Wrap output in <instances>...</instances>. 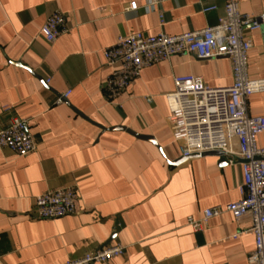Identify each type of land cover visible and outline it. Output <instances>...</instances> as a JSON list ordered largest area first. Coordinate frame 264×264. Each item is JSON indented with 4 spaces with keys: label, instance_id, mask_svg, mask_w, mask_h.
Returning <instances> with one entry per match:
<instances>
[{
    "label": "crops",
    "instance_id": "0c3cea01",
    "mask_svg": "<svg viewBox=\"0 0 264 264\" xmlns=\"http://www.w3.org/2000/svg\"><path fill=\"white\" fill-rule=\"evenodd\" d=\"M131 1L137 8H127ZM238 2L259 24L246 33L248 73L261 78L264 0ZM216 3L205 12L203 0H0V129L17 115L37 146L24 156L0 148V264H61L117 241L125 253L94 264H249L250 214L214 216L201 231L187 224L242 197L240 161L207 154L176 162L168 122L174 76L228 86L230 58L172 55L144 67L114 100L104 92L103 52L119 35L200 29L222 14V0ZM54 12L69 31L49 43L40 28ZM247 110L264 116V92L248 98ZM257 142L264 145V132ZM65 186L77 190L76 211L35 217L34 196Z\"/></svg>",
    "mask_w": 264,
    "mask_h": 264
},
{
    "label": "built area",
    "instance_id": "2783aa9c",
    "mask_svg": "<svg viewBox=\"0 0 264 264\" xmlns=\"http://www.w3.org/2000/svg\"><path fill=\"white\" fill-rule=\"evenodd\" d=\"M162 1L146 0V4L154 6ZM216 1L203 0V11L217 10ZM222 2L223 12L217 22L200 29L178 34L160 31L151 35L135 31L119 35L103 52L110 68L104 92L107 100H114L138 78L144 67L172 55L230 58L233 82L228 86H209L201 76L193 74L174 76V89L166 94L168 122L179 156H201L219 151L228 162L240 161L241 166L242 180L238 189L242 197L225 205L205 208L199 218L189 217L187 224L193 230L201 231L214 216L230 213L239 218L250 214L249 231L254 235L255 245L248 261L249 264H264V145L257 142V136L264 132V116L250 115L247 110L248 98L264 92V77L251 78L248 73V52L252 42L246 31L258 28L259 24L253 16L240 10L238 0ZM127 8H137L136 2H129ZM68 31L64 17L58 12L49 15L40 28V34L49 43ZM67 95L68 92L62 97ZM0 148H8L20 156L37 150L26 120L17 115L10 116L0 129ZM77 200V190L72 186L37 194L34 196L35 217L53 219L72 214L76 211ZM125 249L126 246L117 241L61 264L105 263L123 255Z\"/></svg>",
    "mask_w": 264,
    "mask_h": 264
},
{
    "label": "water",
    "instance_id": "95a60500",
    "mask_svg": "<svg viewBox=\"0 0 264 264\" xmlns=\"http://www.w3.org/2000/svg\"><path fill=\"white\" fill-rule=\"evenodd\" d=\"M110 129H126V128L124 126H114V127H111ZM126 130L131 132V133H133L131 130H128V129H126ZM135 135L139 136V137H145V136H141V135H138V134H135ZM207 154L218 155V156H220L221 159H224V154L222 152H219V151H212V152L203 153V154H201V156H204V155H207ZM197 156H198L197 154H192V155H189V156H182V157L178 158L176 160V162H179L181 160H184V159H187V158H190V157H197Z\"/></svg>",
    "mask_w": 264,
    "mask_h": 264
}]
</instances>
